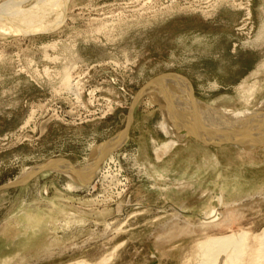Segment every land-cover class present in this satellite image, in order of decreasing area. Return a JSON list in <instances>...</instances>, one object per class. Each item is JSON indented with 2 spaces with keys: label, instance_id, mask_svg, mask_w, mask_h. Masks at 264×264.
<instances>
[{
  "label": "rangeland",
  "instance_id": "rangeland-1",
  "mask_svg": "<svg viewBox=\"0 0 264 264\" xmlns=\"http://www.w3.org/2000/svg\"><path fill=\"white\" fill-rule=\"evenodd\" d=\"M42 1L0 0L52 22L0 16V188L30 176L0 190V264H197L207 237L260 234L264 141L184 128L169 147L157 82L178 76L205 106L260 110L264 0H63L52 14ZM115 141L80 187L64 163L88 169ZM53 160L64 163L40 171ZM251 248L231 264H254Z\"/></svg>",
  "mask_w": 264,
  "mask_h": 264
},
{
  "label": "bare ground",
  "instance_id": "bare-ground-1",
  "mask_svg": "<svg viewBox=\"0 0 264 264\" xmlns=\"http://www.w3.org/2000/svg\"><path fill=\"white\" fill-rule=\"evenodd\" d=\"M62 1L63 0H47V1L43 0L42 4H43V7H46V6L49 7L48 12H50L52 11L50 8L52 9L56 7L59 8L61 6L60 4L62 3ZM18 3H21V2H18ZM17 4L15 2H8L4 4L3 6H1L0 16H6L7 18L10 19L12 23L14 22L15 25L16 23L20 22V25L23 27L24 26H27L29 28L35 27V23H37L36 21H34L35 16L29 15L31 13L30 10H29L30 12L29 14L26 12H21L20 8L19 10L16 8L18 7ZM38 4L39 3H37V7H38ZM37 9H38L37 13H39V11L42 12V8L41 10H39V8ZM45 11L47 10L45 9ZM42 13H44L43 15L47 14V12L46 13L42 12ZM50 13L52 14V12ZM56 13L58 14V12ZM19 16H22V17H19ZM31 17H34V19ZM31 19H33L32 22H30ZM43 19H45V16H43ZM40 22L42 23V19ZM31 23L33 24L30 25ZM41 23H37L36 24L37 27H35L34 30L36 29L39 31V29H42V28L46 29L47 26H49L52 22H50L49 20L50 24L47 23L48 25L44 23L47 26H45L44 24L43 26ZM25 31L29 32V29L28 30L25 29ZM25 31H23V33ZM159 79H158L159 82H157L158 83L157 92L158 94H163L165 101H167V106H165L166 112L164 113L162 112L163 122L161 124V127H162V130L167 135H171L174 138V139H171L170 142H168L169 147L175 146L177 144V140H180L182 138V136H180L179 133L184 128H187L189 130V135L196 134L201 138V140L202 139L203 141L205 140V142L213 141L215 138L220 137L222 139L221 145L222 144L223 145L224 144H229V145L237 144L242 147L244 146L245 148H253L255 147V145L264 141V112H263L264 104L263 103L259 107H257L258 109H260V110H257L259 113H257V111L249 112L248 110L237 112V111H232V110L223 109V108H220L217 110L208 105L205 106L197 102L196 100H194L192 96L189 94V86L183 78L178 77V76H163V77H160ZM68 85L70 88L71 84H67L66 87L64 85L63 86L64 88H67ZM152 88L153 90H150V91L151 92L155 91V87H152ZM73 90H75V88H73ZM143 94L144 96L146 95L145 92ZM77 96L78 95L76 94V97ZM163 97L161 96V98ZM121 134L122 135L119 136V139L117 140L118 143L119 142L121 143L124 139L126 140L127 129ZM114 140L115 138H113L109 142H112ZM125 140L123 141V143L125 142ZM117 141L113 142V144L110 143L106 146L101 147L97 156L95 154V158L93 159V164H90L89 165L90 167L88 169H84L82 171L76 170L69 163H66V162L64 163L62 161H55V160L47 162L43 167H47L49 165H54V164L57 165L60 163L67 164L65 165L66 169L68 170L67 173L71 176L72 179H74V181L80 187H84L85 186L84 184L88 180L93 178V174L97 170L101 162L110 153H112L114 150L118 148V147L115 148L118 145ZM29 177L30 176H26L23 180H21V182L28 180ZM76 185L74 186L73 183H69L68 189L75 191V189L79 188ZM217 218H218L217 214L215 213V215L210 217L208 221L215 222L217 221ZM249 241H251L253 243V246H255L256 248V250H254L253 248H251L250 250L251 252L252 250L255 251L251 255L250 261L254 262V264H264V229L261 231L260 234L254 237H250V235L247 232H241L240 234H233V235H228V236H218V237H207L203 239V241H200L197 244L198 250H199V251L197 250V252H199L197 253L199 254L197 258V264H231L235 260L238 261L241 257H243L247 253L246 249H247V243ZM220 255H224V258L218 262ZM102 264H105V263H102Z\"/></svg>",
  "mask_w": 264,
  "mask_h": 264
},
{
  "label": "water",
  "instance_id": "water-1",
  "mask_svg": "<svg viewBox=\"0 0 264 264\" xmlns=\"http://www.w3.org/2000/svg\"><path fill=\"white\" fill-rule=\"evenodd\" d=\"M214 146H217V145H214ZM55 166H58V164H57V165L54 164V165H49V166H47V167H43V168H41L40 171L53 169ZM91 179H92V178H91ZM91 179L88 180L84 185L86 186V185H88V184H91V182H92ZM28 180H29V179H28ZM28 180H26V181H22V182L20 181V182H16V183H13V184L6 185V186H4V187H1L0 190L9 189V188H13V187H16V186L24 185L25 183H27Z\"/></svg>",
  "mask_w": 264,
  "mask_h": 264
}]
</instances>
